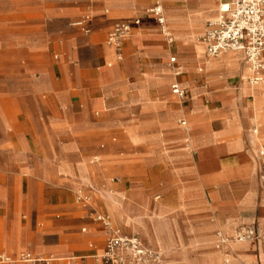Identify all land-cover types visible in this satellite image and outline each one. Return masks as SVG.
<instances>
[{
    "label": "crops",
    "instance_id": "crops-1",
    "mask_svg": "<svg viewBox=\"0 0 264 264\" xmlns=\"http://www.w3.org/2000/svg\"><path fill=\"white\" fill-rule=\"evenodd\" d=\"M155 1L0 0V252L95 258L100 214L164 264H264L260 243L213 240L261 227L264 90L241 53L206 58L217 2L161 0L168 47ZM85 15L89 34L72 26ZM135 18L118 58L107 35Z\"/></svg>",
    "mask_w": 264,
    "mask_h": 264
},
{
    "label": "built area",
    "instance_id": "built-area-1",
    "mask_svg": "<svg viewBox=\"0 0 264 264\" xmlns=\"http://www.w3.org/2000/svg\"><path fill=\"white\" fill-rule=\"evenodd\" d=\"M214 1L218 4V16L207 22L203 34L199 37V41L204 45L206 58L241 53L248 70V84L264 90V0ZM145 13L153 17L159 26L163 41L168 47H172L174 39L165 23L161 0H156L152 6L146 9ZM91 20L90 15H85L72 23V26L84 34H89ZM139 23V18H135L132 24L119 23L108 33L106 43L116 49L118 58H120L119 51L122 42L132 35L133 26H137ZM169 63L176 64L173 55L170 56ZM170 89L180 102L185 100L186 93L178 84L173 83ZM178 125L185 132L189 131L186 120H179ZM252 133H255L254 129ZM258 161L260 188L264 194V146L260 147L258 151ZM262 210H264V201H262ZM92 219L101 224L106 232L103 251L95 257L100 260L101 264H164L162 252L146 246L138 235H123L112 226L108 216L96 214ZM214 237L216 248L220 251L224 250L231 242L252 241L260 243L262 251H264V214H262L261 227L242 225L235 230L231 238L224 236L221 231H217ZM19 258L23 263H39L28 253H21ZM224 262L228 263V257L225 254Z\"/></svg>",
    "mask_w": 264,
    "mask_h": 264
},
{
    "label": "rangeland",
    "instance_id": "rangeland-1",
    "mask_svg": "<svg viewBox=\"0 0 264 264\" xmlns=\"http://www.w3.org/2000/svg\"><path fill=\"white\" fill-rule=\"evenodd\" d=\"M80 202L82 204H84V203L87 204L88 203L86 201L85 202L80 201ZM93 217H95V215L92 216V218ZM213 240L215 241V237L214 236H213ZM21 253H25V254L28 253V254H30L31 258H37V254H35L33 251H31L29 249L28 245H26L25 247L18 248V249H13V250L8 249L6 252L1 251L0 252V264H31V263H23V262H21L19 260L20 259L19 255ZM97 254L100 255L101 252L99 251ZM4 257H9L10 260L8 262H3ZM42 257H44V256H42ZM65 263H68V262H63V264H65ZM33 264H61V263L60 262H55V263H53V262H50V263L40 262V263H33ZM75 264H100V260L99 259L97 260L95 258H90L89 257V258H86V259H77Z\"/></svg>",
    "mask_w": 264,
    "mask_h": 264
},
{
    "label": "bare ground",
    "instance_id": "bare-ground-1",
    "mask_svg": "<svg viewBox=\"0 0 264 264\" xmlns=\"http://www.w3.org/2000/svg\"><path fill=\"white\" fill-rule=\"evenodd\" d=\"M246 70H247V69H246ZM247 74H248V70H247ZM82 198H83L84 201L90 203V202H89L90 198H88V197H82ZM215 248H216V245H215ZM36 259H37L36 261H38L39 263H40V262H47V263H50V262L53 261V260H51V259H43V258H36ZM1 260H2V259H1ZM9 260H10L9 257H4L3 262H8ZM60 261H67L69 264H74L72 259H66V260H60Z\"/></svg>",
    "mask_w": 264,
    "mask_h": 264
}]
</instances>
